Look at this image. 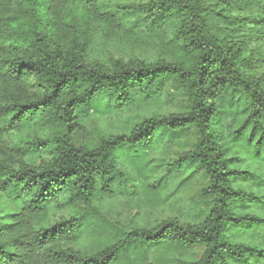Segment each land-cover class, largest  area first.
Wrapping results in <instances>:
<instances>
[{
  "label": "trees",
  "instance_id": "1",
  "mask_svg": "<svg viewBox=\"0 0 264 264\" xmlns=\"http://www.w3.org/2000/svg\"><path fill=\"white\" fill-rule=\"evenodd\" d=\"M130 1L0 0V191L20 201L0 222V264H264V0ZM97 30L166 34L168 54L90 61ZM167 85L183 111L125 124L160 109ZM32 123L42 135L29 139ZM190 130L168 165L151 154ZM37 148L52 156L29 164ZM135 194L142 210L182 211L108 214ZM61 204L68 215L52 220Z\"/></svg>",
  "mask_w": 264,
  "mask_h": 264
},
{
  "label": "rangeland",
  "instance_id": "2",
  "mask_svg": "<svg viewBox=\"0 0 264 264\" xmlns=\"http://www.w3.org/2000/svg\"><path fill=\"white\" fill-rule=\"evenodd\" d=\"M139 1V0H135ZM131 3L130 0H117V4L119 6ZM13 8H10V11ZM142 17V16H141ZM252 27V26H251ZM94 38L92 42L89 44L87 50V59L90 61H98L107 66H111L116 60H123L128 62L132 59H143L147 62H155L159 59L165 58L168 54V49L164 47V43L167 40L166 34L164 35L162 40H158L156 38H150L149 41H139L132 42L127 41L126 39H110L109 37H103L102 34L97 30L94 33ZM162 43V44H161ZM251 46H254L252 43ZM260 50H264V47L258 46ZM177 89L172 85H167L164 92V104L160 109H142L139 114H132L129 118L125 119V124L127 121L135 122L142 118H147L153 115H168L177 111H183L186 103L182 100V97L179 96V92H176ZM230 119L226 121V126H229ZM29 139H33L35 136L42 135V131L39 126L36 124H30L28 129ZM168 134H162L158 140L154 143V148L151 151L153 156H163L164 155V163L168 165L171 161L170 157H175V153H177L176 148H184L185 150L191 148L192 143L194 141V132L192 130L182 133H177L175 135L176 139L179 140V143L175 145L169 153H166L164 150L163 141L167 139ZM77 142L87 141L89 139L88 134L85 131H78L77 134L74 135ZM25 137L20 135L12 136L9 139L10 145H13L15 142L24 141ZM160 145V146H159ZM163 154V155H162ZM52 156L50 150H39V148L35 149V153L29 156L28 163L32 165H37L44 160H48ZM174 190L176 187H173ZM181 187L177 188L175 194H178V190ZM139 194H135L132 197L131 201H127L124 204H114L112 202L107 203L108 214H110L113 218L118 217L119 219L127 222L131 219V216L138 213L135 217V220L140 222H156L158 220L168 218L169 216L175 214V212L182 211V207L180 203H176L172 206L164 205L157 206V209L153 210H142L139 208L138 204ZM20 201H15L13 196L8 192L0 191V222H4L7 220V215L13 212H16L20 208ZM56 206V205H55ZM53 206L52 208V220H56L61 215H68V212L65 207L61 204L60 206ZM187 262V261H186ZM188 264V262L186 263Z\"/></svg>",
  "mask_w": 264,
  "mask_h": 264
}]
</instances>
